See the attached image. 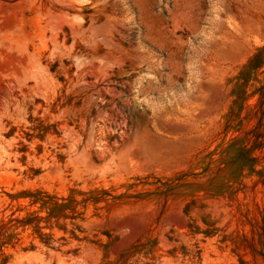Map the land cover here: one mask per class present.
<instances>
[{
	"label": "rangeland",
	"instance_id": "1",
	"mask_svg": "<svg viewBox=\"0 0 264 264\" xmlns=\"http://www.w3.org/2000/svg\"><path fill=\"white\" fill-rule=\"evenodd\" d=\"M0 264H264V0H0Z\"/></svg>",
	"mask_w": 264,
	"mask_h": 264
}]
</instances>
